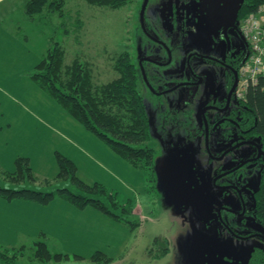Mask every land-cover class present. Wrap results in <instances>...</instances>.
<instances>
[{"label":"rangeland","instance_id":"rangeland-1","mask_svg":"<svg viewBox=\"0 0 264 264\" xmlns=\"http://www.w3.org/2000/svg\"><path fill=\"white\" fill-rule=\"evenodd\" d=\"M239 1L236 13L240 12ZM158 2L150 0L146 20L149 25L159 23L158 34L164 35L169 30L165 25L169 17L164 8L155 14ZM141 3L128 0L110 7L87 0H62L61 11L45 8L32 19L27 14L21 16L20 33L0 29V185L38 190L64 186L80 191L70 179L57 177L56 153L60 152L75 163L80 179L102 184L121 203L132 206L131 213L126 214L130 222L124 223L93 206L74 207L56 197L47 204L46 214L58 215L53 218L63 222L66 230L62 236L66 235V240L38 237L52 253L45 261L35 256L34 239L0 240V264L13 255L14 264H221L222 257L230 252L228 237L197 220V212L183 191V174L189 175L192 169L204 176V143L167 138L170 131L160 123L156 101L140 82L137 89L150 115L154 170L126 162L68 114L31 76L49 41H58L64 50V64L73 60L87 63L96 84L116 78V59L125 53L134 61L148 42L137 24ZM168 96L178 97L179 93L175 90ZM178 132L185 135L182 128ZM19 157L28 159L35 179L15 182L5 177L3 172L14 171ZM176 177L180 184L177 190L172 184ZM85 233L98 241L97 250L110 261L93 262L90 257L95 251L85 255L65 248L75 238L83 242L81 234ZM243 256L246 258V251L236 253L239 260Z\"/></svg>","mask_w":264,"mask_h":264},{"label":"flooded vegetation","instance_id":"flooded-vegetation-1","mask_svg":"<svg viewBox=\"0 0 264 264\" xmlns=\"http://www.w3.org/2000/svg\"><path fill=\"white\" fill-rule=\"evenodd\" d=\"M158 1L155 14L167 11L169 30L164 31L165 38L158 34L159 23H147L148 0L142 22L139 14L137 19L148 42L144 52L130 60L137 69V82L156 101L160 123L170 131L167 138L204 143L203 178L191 169L189 175L183 174L182 186L197 220L228 237L230 252L221 264H256L254 256L264 253V224L256 215L264 151L254 119L242 103L244 91L236 93L241 66L249 55L236 13L240 1ZM175 90L179 96L169 97ZM147 168L154 170V165ZM172 184L177 190L178 177ZM242 251L246 258L239 260L236 253Z\"/></svg>","mask_w":264,"mask_h":264},{"label":"trees","instance_id":"trees-1","mask_svg":"<svg viewBox=\"0 0 264 264\" xmlns=\"http://www.w3.org/2000/svg\"><path fill=\"white\" fill-rule=\"evenodd\" d=\"M90 3L117 7L128 0H87ZM264 0H241L240 18L255 11ZM62 0H27L24 12L30 19L35 14L49 8L61 11ZM64 50L58 41H49L46 50L31 73L34 81L85 128L94 132L107 146L133 166L146 167L153 163L155 154L150 141V119L142 95L137 89V69L123 53L116 59L114 68L118 76L108 82L96 84L92 79L91 68L87 63L73 60L64 64ZM242 103L254 119V130L259 137L264 151V75H259L255 83H249L242 96ZM57 177L70 179L80 191L74 192L69 187L53 190H38L28 187H10L0 185V196L7 200L24 199L46 204L58 197L83 208L93 206L102 213L123 221L130 222L132 206L121 203L114 192L102 184H88L76 175L75 163L66 155L57 152ZM5 177L15 181L35 179L28 159H16V169L3 172ZM256 215L264 224V160L256 194ZM117 208L121 211L117 212ZM135 222L131 221V224ZM35 256L47 260L51 250L43 239H36ZM2 247V246H0ZM7 248V247H6ZM93 262H107L110 258L101 250H96L90 257ZM256 264H264V253L254 256ZM5 264H14L13 258Z\"/></svg>","mask_w":264,"mask_h":264},{"label":"crops","instance_id":"crops-1","mask_svg":"<svg viewBox=\"0 0 264 264\" xmlns=\"http://www.w3.org/2000/svg\"><path fill=\"white\" fill-rule=\"evenodd\" d=\"M26 1L0 0L1 30L12 31L14 29L13 32L20 33L22 28L21 16L25 14L24 4ZM48 203L40 204L24 199L7 200L3 198V201H0V240H25L29 238L36 240L38 237L66 240L67 236H62L63 230H66L63 227V222L60 224L58 220L53 218L54 215L58 218V215L55 212L51 216L46 214ZM49 222L57 223L49 225L47 224ZM89 236L88 233L81 234L83 242H78L75 238L72 240L74 243H67L68 246L65 248H69L75 253L91 255V252L96 251L99 246L98 241ZM3 247L5 246L3 245Z\"/></svg>","mask_w":264,"mask_h":264},{"label":"built area","instance_id":"built-area-1","mask_svg":"<svg viewBox=\"0 0 264 264\" xmlns=\"http://www.w3.org/2000/svg\"><path fill=\"white\" fill-rule=\"evenodd\" d=\"M240 32L247 41L249 55L240 69L237 94L249 83H255L259 75H264V4L241 19Z\"/></svg>","mask_w":264,"mask_h":264},{"label":"water","instance_id":"water-1","mask_svg":"<svg viewBox=\"0 0 264 264\" xmlns=\"http://www.w3.org/2000/svg\"><path fill=\"white\" fill-rule=\"evenodd\" d=\"M147 1L148 0H143L142 1V4H141V8H140V13H139V16H140V20L142 22L143 20V17H144V10H145V7H146V4H147ZM235 85L232 86V89L234 88Z\"/></svg>","mask_w":264,"mask_h":264}]
</instances>
